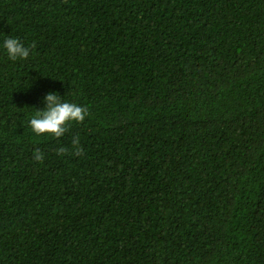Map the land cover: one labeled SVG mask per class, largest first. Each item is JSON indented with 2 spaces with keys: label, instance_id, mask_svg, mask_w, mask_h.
I'll list each match as a JSON object with an SVG mask.
<instances>
[{
  "label": "trees",
  "instance_id": "16d2710c",
  "mask_svg": "<svg viewBox=\"0 0 264 264\" xmlns=\"http://www.w3.org/2000/svg\"><path fill=\"white\" fill-rule=\"evenodd\" d=\"M0 264H264V0H0Z\"/></svg>",
  "mask_w": 264,
  "mask_h": 264
},
{
  "label": "clouds",
  "instance_id": "9594fccd",
  "mask_svg": "<svg viewBox=\"0 0 264 264\" xmlns=\"http://www.w3.org/2000/svg\"><path fill=\"white\" fill-rule=\"evenodd\" d=\"M8 55L12 60L27 59L30 49L25 47L18 38H7L4 42ZM46 106L43 110H38L36 115L31 118L30 126L38 135L51 134L57 138L62 137L68 130L70 122L82 123L86 116L89 115L87 107L80 106L74 102L64 101L61 96L56 93L49 92L44 98ZM72 147L74 154L79 156L82 154V148L79 146V138H73ZM69 151L66 147L57 149L58 154H66ZM36 161L43 162L44 153L36 148L33 153Z\"/></svg>",
  "mask_w": 264,
  "mask_h": 264
}]
</instances>
